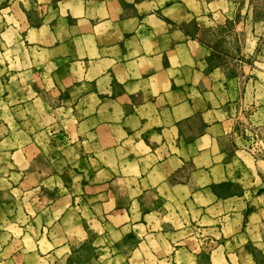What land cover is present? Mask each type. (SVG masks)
<instances>
[{"label":"crops","instance_id":"0c3cea01","mask_svg":"<svg viewBox=\"0 0 264 264\" xmlns=\"http://www.w3.org/2000/svg\"><path fill=\"white\" fill-rule=\"evenodd\" d=\"M259 49L264 0H0V264H264Z\"/></svg>","mask_w":264,"mask_h":264},{"label":"rangeland","instance_id":"374dc122","mask_svg":"<svg viewBox=\"0 0 264 264\" xmlns=\"http://www.w3.org/2000/svg\"><path fill=\"white\" fill-rule=\"evenodd\" d=\"M260 2V0H258ZM260 20H263V17L260 16ZM258 54V53H257ZM263 52L259 49V59H255L259 62L256 64L260 70H264V59ZM251 58V56H249ZM237 132L243 140L244 149L249 151L251 154L259 158V167L264 169V124L254 123L249 112L245 109L239 113Z\"/></svg>","mask_w":264,"mask_h":264}]
</instances>
